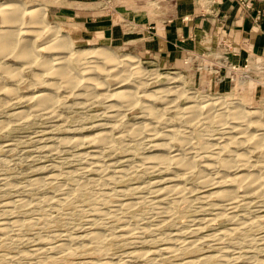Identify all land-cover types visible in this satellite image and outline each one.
<instances>
[{"label":"rangeland","instance_id":"rangeland-1","mask_svg":"<svg viewBox=\"0 0 264 264\" xmlns=\"http://www.w3.org/2000/svg\"><path fill=\"white\" fill-rule=\"evenodd\" d=\"M10 1L23 4L27 8L47 6V20L51 25L58 27L62 35L70 38L77 51L93 47H106L118 56L131 55L139 58L146 66L152 64L154 68L160 70L163 76L159 80H153L152 89L166 86L169 81L167 77L170 76L167 75V72L174 69L177 71L176 75L181 77L178 84L184 86L186 91H198L202 95H197L200 99L210 96L239 97V93L228 91L225 81L219 82V75L215 77L209 75V68L199 69L198 61L193 60L185 65L184 59L187 55L178 62L169 64L152 55L139 53L129 45L118 46L111 41L99 39L96 22L86 18L87 13L96 14L104 5L109 9L113 4L120 3L126 10L122 9L121 15L112 13L110 15L114 16L116 22H118V17L121 18V22L124 24L122 30L129 33V39H132L131 35H135L133 32H142L138 24L145 23L147 14L149 17H154L157 13L156 7L160 9L159 12L164 11L163 0H138L140 7L138 6L136 9L140 11L137 12V19L126 14L131 9L134 12L132 7L135 6L136 0H106L105 3L103 0L80 2L0 0V3ZM205 1L203 12L204 15H208L207 11L211 0ZM64 6L74 7V12H80L82 8L84 11L78 16L75 13L73 15L62 13L59 10L65 11ZM50 11L56 13L57 17H50ZM29 20L30 18H27V21ZM126 42L129 43L130 40ZM15 60L13 56L8 60H0L2 66L8 69L7 71L14 70V72L21 73L20 79L13 82L12 78L7 75V71L0 72L2 85L7 88H16L17 93H15L20 99L10 108L11 98L4 92L2 94L3 103H0V264H264V224L253 226L246 222L247 226L244 225V222L243 224L229 220L222 214L216 217L213 223L210 222L211 224L206 225L202 234L203 237H206L208 234L214 235L215 232H219L223 235V240L220 237L218 240L216 238L214 241L211 239V241L209 239L207 241L202 239V235L195 233L194 237V232L191 233L194 224L193 218L199 217L203 212L193 204L180 203L175 210V212L178 210L179 212H171L170 216H165V218L160 217L162 214H158L162 211L160 209L162 205L155 204V206L151 203L154 194L151 193V189L144 188V184L147 186L152 182V175L149 170L142 167L143 164L138 165L142 163L141 158L138 157L143 155L141 154L143 145H136L137 143H131L121 138L110 139L111 141L109 140L106 146L111 145L112 149L108 148L104 154L92 158L87 155L82 156L87 149L84 150L81 145L72 143L68 147L61 144L62 139L73 140L96 134L98 129H94L93 126L98 123H105L106 126L103 128L108 129L106 127L109 124V119H101L96 116L98 111L99 113L102 111V108H93L87 112V109L81 105L80 98H77L75 94L72 95V93L64 91L57 94L56 90H50L46 84L38 82L39 75L36 73H41V70L24 69L21 67V63H17ZM202 65L204 66V64ZM40 90H47L58 95L60 100L56 109L58 117L55 115L56 117L50 119L43 116L20 118H17L16 115L12 116L14 112L20 110L28 115L35 106L31 96ZM242 97L248 106H256L264 113V94H262V99L259 94L253 99L248 95ZM184 102L185 100L182 99V103ZM249 109L248 111H251ZM262 111H260L261 114ZM139 115L140 109L131 111L124 119V124L129 125V123L136 122ZM165 116L163 119L165 122L170 123L168 118L171 116V123L184 130L181 120L176 114L168 113ZM262 117L263 114L261 122L264 124ZM252 118L256 119L254 116ZM163 120L161 121L162 127L168 124H165ZM213 128L215 131L216 125ZM194 129L196 130H192V133H194L195 140L192 139L191 142L198 141L204 144L208 139L209 132L200 126H196ZM154 142L163 143L167 140H153ZM184 144H186V140L181 138L174 140L172 146L173 148H182ZM162 152L159 150L148 151L146 155L152 156ZM78 154L80 155L78 156ZM226 155L227 152H222L221 159H224ZM260 155L261 153L258 152L255 157L251 158L257 161L253 162L256 165L255 172L260 169L259 164L264 163L262 160L264 157H260ZM100 157L102 158L100 159ZM130 158L132 159L130 160ZM126 159L129 161L127 162ZM94 161L95 163H93ZM221 162L217 164L219 169L224 168L221 167ZM96 163L103 166L97 170H91V167ZM125 163L128 165L126 166ZM102 169L105 170L102 171ZM117 170H121L122 174L121 172L119 174ZM201 171L202 174L208 172L196 167L194 172L190 173L188 183L195 184ZM103 184L108 186H103ZM259 200H263V198ZM187 205H190V208H187ZM182 206L185 208L183 209ZM246 207L250 206L244 205L241 207L243 209H240V213L242 211L241 214L245 218L248 216L253 218L263 209L261 206L253 205L248 211ZM249 226L251 227L249 228ZM245 228L247 229L245 230ZM225 230L229 233L227 231L226 233ZM177 233L178 235H175ZM92 234L94 237L91 236ZM227 234L230 235L227 236ZM58 244L61 247L55 249ZM50 247H53L52 251H50L52 249ZM225 254L226 256H223Z\"/></svg>","mask_w":264,"mask_h":264},{"label":"bare ground","instance_id":"bare-ground-1","mask_svg":"<svg viewBox=\"0 0 264 264\" xmlns=\"http://www.w3.org/2000/svg\"><path fill=\"white\" fill-rule=\"evenodd\" d=\"M46 7L27 8L25 5L13 1L0 3V24L2 25L0 27V60H8L13 56L17 63H21L22 68L41 70V73H36L39 75L37 77L39 83L46 84L50 90H56L57 94L60 91L75 94L77 98H80V103L87 109V112L93 108H102V111L100 113L98 111L96 116L101 119H109V124L106 127L108 129L103 128L106 126L105 123H98L93 126L94 129H98L96 134L73 140L62 139L59 140L61 144L66 146L72 143L81 145L84 150L87 149L84 154L82 152V156L87 155L92 158L104 154L108 148L112 149L113 146H106L110 139L121 138L131 143H137L136 145H143V147L141 146L143 155L138 157L141 158L142 163L138 165L143 164L142 167L149 170L152 175V182L147 186L144 184L145 187H143L147 190L151 189V193L154 194V199L150 200L151 203L162 205L160 206L162 211L158 215L162 214L160 217L164 218L170 216L171 212L177 210L180 203L193 204L194 207L200 208L201 212L205 213L202 214V212L199 217L193 218V230L189 232H194V237L195 233L203 237L202 231L206 225L211 224L210 222L213 223L216 217L222 214L229 220L236 221V223L244 222L245 224H243L247 226L248 224L253 226L264 224V163H260V169L255 172L256 165L253 164L255 159H251L258 152L261 153L260 157H264V124L261 122L260 111H248L241 102H232L222 97L200 99L194 92L186 91L184 86L178 84L181 77L176 75L175 71L167 72V75L170 76L167 77L169 81L166 86L152 89L153 80L163 77L159 69L154 68L152 64L146 66L139 58L131 55L118 56L106 47L75 50L70 38L62 35L59 28L51 25L47 20ZM27 18L30 20L27 21ZM2 65L0 63V72L4 70L3 73H5L8 69ZM7 73L13 82L18 81L21 77L19 71L11 70ZM1 79L0 103H3L2 94L6 92L12 101L9 104L11 108V105L13 106L20 100L16 95L17 89L2 85ZM31 99L35 102V106L28 115L20 110L14 112L12 116L16 115L17 118L43 116L50 119L57 116L56 109L60 102L58 95L47 90H40L31 96ZM182 99L185 100L184 103H182ZM136 109H140L137 121L129 123V125L124 124V119ZM168 113H174L179 117L184 130L171 123V116L168 118L170 123L163 120ZM252 116L256 119H253ZM162 120L168 124L162 127ZM214 125H216L215 131ZM196 126L203 127L209 132L208 139L204 144L198 141L191 142L192 139L195 140L192 130L195 131ZM181 138L186 140V144L182 148H173V141ZM153 140H167V142L153 143ZM155 150L163 152L152 156L146 155L148 151ZM224 151L227 152V155L221 159V154ZM123 160L125 161V159ZM219 162L224 168H217ZM102 166V164L96 163L90 167L91 170H97ZM196 167L208 172L202 174L201 171V177L199 176L197 182L190 184L188 177ZM107 168L109 169V165ZM104 170L102 169V171ZM121 170H117L118 173ZM99 172L101 173V171ZM105 185L103 184V186ZM260 198L263 200H259ZM130 203L128 204L130 205ZM244 205L261 206L263 209L257 216L245 218L241 214L242 211L240 213V209ZM189 206L187 205V208ZM250 207L245 209L248 210ZM177 212L179 210L175 213ZM229 235L227 234V236ZM91 236L94 237L93 234ZM222 236L219 232H215L214 235L208 234L202 239L214 241ZM100 239L99 241H104V239ZM93 240L97 243L95 239ZM60 247L58 244L55 249ZM50 248L52 251L53 247ZM187 248L189 249V247Z\"/></svg>","mask_w":264,"mask_h":264},{"label":"crops","instance_id":"crops-1","mask_svg":"<svg viewBox=\"0 0 264 264\" xmlns=\"http://www.w3.org/2000/svg\"><path fill=\"white\" fill-rule=\"evenodd\" d=\"M105 1L103 0V3ZM162 2L164 11L159 12L160 9L156 7L157 13L154 17H149L147 14L145 23L138 24L142 32H133L135 35H131L132 39H129V33L122 30L124 24L121 18L118 17L116 22L113 16L122 14L124 7L120 3L113 4L109 9L104 5L96 14L87 13L86 18L96 22L99 39L111 41L118 46L129 45L139 53L152 55L169 64L178 62L190 51L215 49L224 39L232 41L236 46L244 43L251 51L264 55V18L256 22L255 14L253 15L255 12L251 11L246 15L230 0H223L222 3L212 0L208 15H204L203 12L205 0H163ZM134 4L135 6L132 7L134 12L130 8L131 11L126 14L137 19V12L140 10L136 8L140 7V4L138 0ZM255 6L259 9L264 8V5L258 3ZM63 9L65 11H59L72 15L75 13L76 16L84 11V8H79L80 12H74L72 6H64ZM49 16L56 18L57 14L50 11ZM128 40L129 43L126 42Z\"/></svg>","mask_w":264,"mask_h":264},{"label":"built area","instance_id":"built-area-1","mask_svg":"<svg viewBox=\"0 0 264 264\" xmlns=\"http://www.w3.org/2000/svg\"><path fill=\"white\" fill-rule=\"evenodd\" d=\"M216 1L219 3L223 2V0ZM230 1L237 5L246 15H249L251 11L255 12L253 15L255 14L254 17L256 22L264 18V8L259 9L255 6L256 3L264 5V0ZM208 12L209 10L207 13ZM193 60L199 62V69H202V67H204V69L209 68V75L213 77L219 75V82L225 81L230 93H239V97L228 98L226 96H210L209 98L222 97L232 102H241L246 110L251 108L249 109L251 111H262L256 106H248L242 96H252L251 99H253L259 94L262 99V94H264V55L251 51L244 43H240L236 46L232 41L224 39L220 41L219 46L215 49H208L203 53L189 52L184 59V63L186 65ZM202 64H204V66ZM172 71H174V69ZM175 72L177 71L175 70ZM222 72H224V75H222ZM193 92H195L196 95H200L198 91ZM262 114L264 122L263 111Z\"/></svg>","mask_w":264,"mask_h":264}]
</instances>
